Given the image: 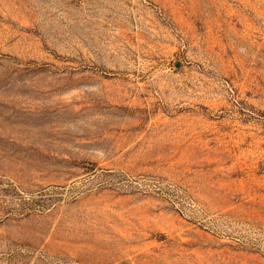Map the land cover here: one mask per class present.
Returning <instances> with one entry per match:
<instances>
[{
  "label": "rangeland",
  "instance_id": "1",
  "mask_svg": "<svg viewBox=\"0 0 264 264\" xmlns=\"http://www.w3.org/2000/svg\"><path fill=\"white\" fill-rule=\"evenodd\" d=\"M0 264H264V0H0Z\"/></svg>",
  "mask_w": 264,
  "mask_h": 264
}]
</instances>
